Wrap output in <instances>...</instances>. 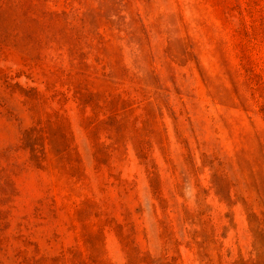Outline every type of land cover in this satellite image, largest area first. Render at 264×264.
Masks as SVG:
<instances>
[{
    "label": "rangeland",
    "instance_id": "rangeland-1",
    "mask_svg": "<svg viewBox=\"0 0 264 264\" xmlns=\"http://www.w3.org/2000/svg\"><path fill=\"white\" fill-rule=\"evenodd\" d=\"M0 264H264V0H0Z\"/></svg>",
    "mask_w": 264,
    "mask_h": 264
}]
</instances>
